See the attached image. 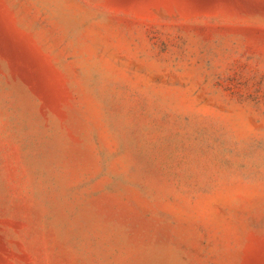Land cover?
Instances as JSON below:
<instances>
[{"label":"rangeland","instance_id":"374dc122","mask_svg":"<svg viewBox=\"0 0 264 264\" xmlns=\"http://www.w3.org/2000/svg\"><path fill=\"white\" fill-rule=\"evenodd\" d=\"M263 262L264 0H0V264Z\"/></svg>","mask_w":264,"mask_h":264},{"label":"bare ground","instance_id":"6f19581e","mask_svg":"<svg viewBox=\"0 0 264 264\" xmlns=\"http://www.w3.org/2000/svg\"><path fill=\"white\" fill-rule=\"evenodd\" d=\"M13 42V41H12ZM257 261V260H256ZM260 261V260H259ZM262 262V261H261ZM255 263H257V262H255ZM264 263V262H263Z\"/></svg>","mask_w":264,"mask_h":264}]
</instances>
